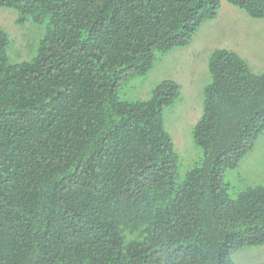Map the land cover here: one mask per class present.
<instances>
[{"label": "trees", "instance_id": "trees-1", "mask_svg": "<svg viewBox=\"0 0 264 264\" xmlns=\"http://www.w3.org/2000/svg\"><path fill=\"white\" fill-rule=\"evenodd\" d=\"M264 18V0H225ZM221 0H0L46 21L11 63L0 27V264H236L264 244V185L234 196L223 174L264 131V70L213 49L192 128L200 163L179 171L163 79L146 99L122 84L189 44ZM264 264V263H259Z\"/></svg>", "mask_w": 264, "mask_h": 264}, {"label": "rangeland", "instance_id": "rangeland-1", "mask_svg": "<svg viewBox=\"0 0 264 264\" xmlns=\"http://www.w3.org/2000/svg\"><path fill=\"white\" fill-rule=\"evenodd\" d=\"M18 13L0 7V27L9 35L8 57L11 63L30 60L36 53L38 41L46 28V21L36 24L31 20L16 22ZM215 48L236 52L250 70H264V18H252L242 9L221 0L214 19L204 22L186 46L176 47L157 57L144 75L129 79L121 85L119 94L126 99H146L151 89L163 79H172L180 86V95L164 111L165 128L179 154V171L184 173L200 163L203 151L192 138V128L202 112L203 88L210 81L207 58ZM230 194L247 186L264 185V131L235 169L223 174ZM236 264L264 263V244L243 246L232 255Z\"/></svg>", "mask_w": 264, "mask_h": 264}]
</instances>
